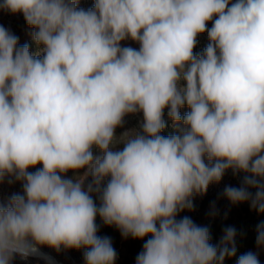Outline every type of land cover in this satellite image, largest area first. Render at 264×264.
<instances>
[{
  "label": "clouds",
  "instance_id": "clouds-1",
  "mask_svg": "<svg viewBox=\"0 0 264 264\" xmlns=\"http://www.w3.org/2000/svg\"><path fill=\"white\" fill-rule=\"evenodd\" d=\"M78 2H0L23 14L36 45L0 25V181L23 185L0 203V264L42 247L115 264L97 217L125 239L148 237L136 264H224L236 229L213 245L206 226L177 216L229 169L246 175L224 196L264 213V0ZM126 39L139 49L122 47ZM137 113L139 128L117 136ZM237 264H260L258 254Z\"/></svg>",
  "mask_w": 264,
  "mask_h": 264
},
{
  "label": "rangeland",
  "instance_id": "rangeland-1",
  "mask_svg": "<svg viewBox=\"0 0 264 264\" xmlns=\"http://www.w3.org/2000/svg\"><path fill=\"white\" fill-rule=\"evenodd\" d=\"M2 2V0H0ZM94 5V0H79L78 7L84 9H90ZM212 22H208L207 27L209 28ZM0 25L8 29L10 32L15 34L19 38V45L28 44L31 51H36V45L32 40V33L35 29L30 28L22 13L13 14L11 12L0 9ZM209 43L207 32L199 34L197 37V45L194 49V53L199 55L203 53V50ZM122 47H132L134 49H139V43L132 41L131 39H126L121 42ZM184 83L183 81L181 82ZM190 109L187 106L183 107L180 112L181 116L186 114ZM164 119L166 121V127L161 133L169 131L170 134L174 132L173 122L167 116V109H165ZM142 120V113H137L135 115H128L125 117V124L121 128L116 129L117 136H120L122 133L132 129H138L140 122ZM118 147L122 148L123 145L120 144ZM42 167V165H37ZM36 168H30L29 171H35ZM246 174L240 172L236 175H233L232 170L226 171L223 178L218 183H212L209 185L208 190L203 195H196L193 197L194 208L191 211L184 210L179 213L177 219H180L184 216L190 217L193 222L199 226H206L208 229L216 225L218 228L214 232H210V243L213 244V236L224 235V230L228 227H234L236 229L237 235L236 240L242 233L244 225L247 223L248 216L242 211L245 207H248L250 211H253L250 207L249 202L233 204L224 196V189L227 186L232 187H241L243 178ZM67 177L71 178L74 176V173L69 171L66 174ZM90 179V178H89ZM251 191L255 192L253 189ZM23 194V185L21 181H16L14 177H5L3 181H0V203L6 204L9 198L13 194ZM100 237H109L117 253V259L115 264H125V262L132 258L131 248L134 245L143 246L145 240L133 239L128 237L127 239L123 238L120 234V231L115 226H107L101 222L100 226ZM235 240V242H236ZM214 245V244H213ZM46 254L50 255L57 263L63 261L65 264H76L84 260L85 249H68L61 250L57 252L54 249L48 247L41 248ZM255 252L258 254L260 264H264V248H258L255 244L254 246L247 248L246 252ZM243 253V254H244ZM242 254V255H243ZM241 256V255H240ZM230 259L226 257L224 264H237V260L240 257ZM12 264H49L44 260L38 257H29L28 259H21L19 256H16L12 261Z\"/></svg>",
  "mask_w": 264,
  "mask_h": 264
},
{
  "label": "trees",
  "instance_id": "trees-1",
  "mask_svg": "<svg viewBox=\"0 0 264 264\" xmlns=\"http://www.w3.org/2000/svg\"><path fill=\"white\" fill-rule=\"evenodd\" d=\"M170 132L167 130L163 133V135L167 136ZM255 191V189H253ZM95 199V197H94ZM99 201L97 200V204ZM247 216L248 220L247 223L244 225L242 233L236 240V253L234 256L229 257L230 259H234L240 255H242L247 248H250L256 244L257 232L258 227L264 225V213L258 212L256 210L250 211L248 207H245L242 210ZM102 220L97 217L96 223L98 225V233L99 236L100 226ZM210 232L216 231L218 228L216 225L211 226ZM131 253L133 255L132 258L128 259L125 264H131L132 261H136L137 255L143 250V246L134 245L131 249ZM31 257V256H30Z\"/></svg>",
  "mask_w": 264,
  "mask_h": 264
},
{
  "label": "bare ground",
  "instance_id": "bare-ground-1",
  "mask_svg": "<svg viewBox=\"0 0 264 264\" xmlns=\"http://www.w3.org/2000/svg\"><path fill=\"white\" fill-rule=\"evenodd\" d=\"M234 2V0H233ZM212 24L210 25L209 28H211ZM222 235H217V236H213V244L217 245L219 244L220 240H221ZM41 255L39 256H33V257H38L42 260H44L45 262L49 263V264H63L61 261H59V263H57L50 255L46 254L42 249H40ZM82 262H85L82 260Z\"/></svg>",
  "mask_w": 264,
  "mask_h": 264
},
{
  "label": "built area",
  "instance_id": "built-area-1",
  "mask_svg": "<svg viewBox=\"0 0 264 264\" xmlns=\"http://www.w3.org/2000/svg\"><path fill=\"white\" fill-rule=\"evenodd\" d=\"M145 239H148V237H146ZM63 264H65L63 261H61ZM76 264H85V262H82V260L80 262H76ZM131 264H136V261H132Z\"/></svg>",
  "mask_w": 264,
  "mask_h": 264
}]
</instances>
